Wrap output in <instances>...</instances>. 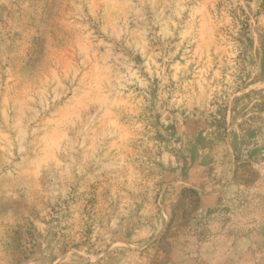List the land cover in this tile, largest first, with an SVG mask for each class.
Segmentation results:
<instances>
[{
	"label": "rangeland",
	"instance_id": "obj_1",
	"mask_svg": "<svg viewBox=\"0 0 264 264\" xmlns=\"http://www.w3.org/2000/svg\"><path fill=\"white\" fill-rule=\"evenodd\" d=\"M0 264H264V0H0Z\"/></svg>",
	"mask_w": 264,
	"mask_h": 264
}]
</instances>
